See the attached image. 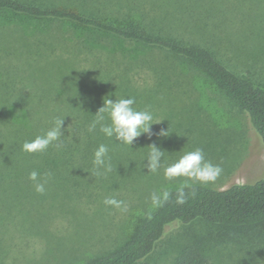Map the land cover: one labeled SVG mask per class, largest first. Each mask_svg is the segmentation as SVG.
Here are the masks:
<instances>
[{
  "label": "trees",
  "instance_id": "1",
  "mask_svg": "<svg viewBox=\"0 0 264 264\" xmlns=\"http://www.w3.org/2000/svg\"><path fill=\"white\" fill-rule=\"evenodd\" d=\"M225 1L0 0V11L40 21H69L89 31L76 38V43H63L61 37L55 39L59 44L55 41L54 44L52 41L46 43L44 35H49L43 34L47 57L34 59L68 62L62 69L47 70L39 63H29L30 66H24V69L19 68L26 63L7 64L3 59H9L7 55L13 53L6 50L0 40V183L18 188L22 185L31 187L33 182L28 178L29 173L36 170L41 174L51 172L52 178L47 185L62 192L73 183L88 184L89 176L98 178L105 173L99 169L97 174L93 165L94 152L100 144L109 147L111 167L115 163L127 164L129 157L121 152L124 158L115 151L116 148L124 149L113 142L115 138L105 136L99 126L94 132L88 131L104 98L116 97L114 92L117 91L195 87L203 96L198 95L194 100L192 110L198 112L194 114L195 121L212 124L219 108L213 98L216 94L195 86L189 65L208 75L218 90L248 115L264 142V85L244 79L207 46L208 37L214 35L213 38L222 40L218 21L226 18L230 11ZM106 13L122 18L125 23H113ZM209 28L211 32L207 34L205 30ZM94 31L115 36L125 43L159 48L161 53L133 51L120 42L105 44L103 39L95 37L98 33ZM194 33L199 35L196 39L188 37ZM41 49L32 50V55H38ZM87 51H91V55ZM50 55L55 56L51 58ZM82 61L87 64L83 65ZM140 70L149 72L151 81H147L148 77L142 83L137 82L135 75ZM58 119H65L61 148L49 146L43 153L22 150L25 141L43 135ZM183 191L184 203L177 202L179 190L172 193L136 227L121 249L81 264H151L147 258L168 227L174 223L186 225L197 221L233 228L259 227V256L264 255V177L225 189L192 186ZM64 206L63 200L60 205L53 203L41 210L51 213L55 207L62 209ZM209 241L204 235L203 239L184 243L175 264H212Z\"/></svg>",
  "mask_w": 264,
  "mask_h": 264
},
{
  "label": "rangeland",
  "instance_id": "2",
  "mask_svg": "<svg viewBox=\"0 0 264 264\" xmlns=\"http://www.w3.org/2000/svg\"><path fill=\"white\" fill-rule=\"evenodd\" d=\"M225 2L230 11H227L226 18L218 21L222 40L213 38V35L208 37L207 46L244 79L264 85V0ZM106 15L117 25L125 23L116 15ZM0 30L2 45L13 53L7 55L9 59H3L4 62L17 65L26 63L19 69L29 67V63H39L47 70L62 69L68 62L35 60L36 57H47V46L42 39L54 44L55 39L61 37L63 43H76V38L89 33L86 28L69 21H40L6 11H0ZM205 32L209 34L210 28ZM96 33L98 35L95 37L103 39L105 44L120 42L133 51L149 53V50H154L161 53L159 48L150 49L136 43H125L115 36ZM43 34L49 37L44 35L43 38ZM102 35L107 36L106 39ZM192 36L196 39L199 35L194 33L188 37ZM55 42L59 44L58 40ZM39 48H42V52L33 56L31 51ZM16 50L19 53H15ZM87 52L90 54L91 51ZM82 64L86 65L87 62L82 61ZM189 67L195 86L216 94L213 98L219 103V108L215 112L213 125L211 122L204 125L195 121L194 114L198 112L192 110L194 100L198 95L203 97L195 87L185 86L190 88L181 89L178 86H165L139 92H114L116 97L110 99L134 97V108L149 110L156 120H164L152 125L154 134L150 138L142 134L133 145L114 140L124 148H116V153H125L129 161L123 165L115 163L112 170L104 171L101 177L89 176L88 184L73 183L65 192L46 185V192L40 194L33 185L32 188L29 185L18 188L0 183V264L86 263L117 251L127 243L136 227L165 202L154 205L153 193L159 195L168 191L171 196L181 188L192 186L225 189L236 183H253L264 177V142L248 115L218 90L202 70L191 65ZM135 78L141 83L147 78V81H151V75L146 70H140ZM105 115L106 122L111 123ZM162 129H168L169 135H155ZM153 142L164 151L162 167L157 172H150L146 166L149 145ZM196 148H202L205 159L222 168L218 178L209 183L187 177L167 179L164 168ZM123 153L121 155L126 158ZM109 197L123 201L127 211L105 205L104 200ZM63 200L65 206L62 209L55 207L51 213H42L41 208L45 209L53 203L60 205ZM204 235L210 240L209 258L212 264H264V255L259 256V227H223L203 221L186 225L174 223L168 227L147 260L151 264H175L182 245L190 240L203 239Z\"/></svg>",
  "mask_w": 264,
  "mask_h": 264
},
{
  "label": "clouds",
  "instance_id": "3",
  "mask_svg": "<svg viewBox=\"0 0 264 264\" xmlns=\"http://www.w3.org/2000/svg\"><path fill=\"white\" fill-rule=\"evenodd\" d=\"M136 103L134 97L117 98L112 100L104 98V104L95 113L96 117L88 127L89 132H94L99 126L100 132L109 138H115L116 141L127 145H133L136 138L142 134H147L149 138L154 134L152 125L163 120H156L149 110H137L133 107ZM107 118L111 123L106 122ZM64 120L58 119L53 127L49 128L43 135H38L34 140L25 141L22 145V150L28 153H43L46 152L49 146H54L57 149L62 147V137L64 135ZM69 136L71 135L70 124L67 126ZM157 136H168V129L161 130L155 133ZM150 151L147 154V168L150 172H157L162 167L164 159V151L157 146L156 143H151ZM109 147L106 144H100L94 152L93 165L97 170L103 169L105 172H110L111 164L108 156ZM222 168L205 159L202 148H196L182 155L177 161L164 168L165 177L169 180L176 177H187L202 183L214 182L221 174ZM29 180L33 182L34 189L37 193L44 194L46 185L52 178L51 172H40L33 170L29 173ZM170 196L168 191L162 194L153 193L152 202L154 205L160 204L162 201H167ZM178 203H184L183 188L179 190L177 199ZM105 205H113L120 208L122 211H127V205L123 201H118L114 197L105 198Z\"/></svg>",
  "mask_w": 264,
  "mask_h": 264
}]
</instances>
